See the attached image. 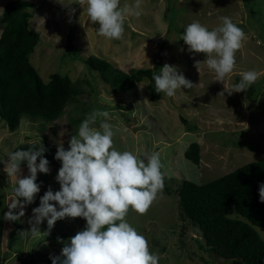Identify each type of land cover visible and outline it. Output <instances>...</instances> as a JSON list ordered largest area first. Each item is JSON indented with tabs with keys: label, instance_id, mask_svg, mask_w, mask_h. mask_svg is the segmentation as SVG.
I'll return each instance as SVG.
<instances>
[{
	"label": "rangeland",
	"instance_id": "374dc122",
	"mask_svg": "<svg viewBox=\"0 0 264 264\" xmlns=\"http://www.w3.org/2000/svg\"><path fill=\"white\" fill-rule=\"evenodd\" d=\"M8 1L0 0V14ZM60 2L37 0L28 8L33 14L29 27L39 37L29 60L44 82L51 73L68 74L80 92L55 120L23 116L17 128L10 131L0 119V264H52L50 255L60 256L64 246L56 238L66 234L61 240L67 242L84 228L83 218H64L57 220L45 236V220L35 236L19 235L30 228L32 209L39 206L44 192L49 187L54 192L59 190L55 176L61 163L54 158L57 144L62 143L67 150L71 135L78 133L80 123L94 110L110 114L108 122L115 131L113 146L118 151L159 153L168 193L162 189L144 215L130 210L126 216L127 222L148 240L150 251L159 255V264H243L239 259H222L207 251L200 231L180 211L176 189L183 180L207 183L238 165L264 158V0H140L138 9L134 7L136 0H120V8L130 11L124 16V33L119 40L97 34L98 25L88 21L86 5L72 0ZM223 16L240 27L245 38L235 53L233 71L222 83L214 81V72L203 63L204 54L189 53L180 36L184 26L193 21L211 30L221 24ZM71 29L72 42L68 35ZM91 55L123 71H159L165 63L175 65L193 86L182 87L173 97L161 93L158 100L151 101L148 79H143L130 91L112 95L111 86L99 73L80 62L79 58ZM197 60L202 61L199 71ZM245 71H255L258 79L246 91L229 95L227 89L239 83ZM183 119L197 128L188 129ZM99 122L100 118L92 126L98 129ZM40 138L47 149L50 171L37 172L40 191L25 206V215L19 221L5 220L15 178L4 172V161L14 147L24 143L39 146ZM191 142L200 145L198 165L183 155ZM20 169L21 177L28 175L26 162H21ZM227 210L229 216H235L231 205ZM255 228L264 237L263 228Z\"/></svg>",
	"mask_w": 264,
	"mask_h": 264
},
{
	"label": "clouds",
	"instance_id": "9594fccd",
	"mask_svg": "<svg viewBox=\"0 0 264 264\" xmlns=\"http://www.w3.org/2000/svg\"><path fill=\"white\" fill-rule=\"evenodd\" d=\"M72 2L87 6L88 21L98 25L99 36L109 40L122 38L124 16L130 9H121L120 0ZM134 7H140V0H136ZM70 12L74 13L75 9ZM134 14L140 15L139 11ZM220 20L221 24L211 30L193 21L184 26L180 39L189 53L204 54L203 63L214 72V81L223 83L235 67V53L241 48L245 33L229 17L223 16ZM201 62L195 61L198 71ZM257 79L255 71L242 72L240 82L231 85L227 92L231 95L246 91ZM153 80L155 92L168 97H173L182 87L190 89L193 86L177 66L168 63L158 74L153 73ZM138 87L143 88L140 84ZM98 118L97 129L92 125ZM109 119L107 111L94 110L80 123L78 133L71 135L67 150L62 143L57 144L54 158L61 163L55 176L59 190L54 192L49 187L44 192L39 206L32 209L28 221L30 228L19 232L21 236H35L41 232L39 225L46 220L47 230L43 233L47 236L57 220L83 218L84 228L67 242L59 236L56 238L64 246L60 256L50 255L52 264H159V255L150 251L148 240L126 220L130 210L144 215L164 187L165 174L161 171L159 153L118 151L113 146L115 131ZM46 151L40 138L39 146L33 143L26 150L18 149L7 155L4 172L15 180L5 220L19 221L25 215V206L32 203L40 191L37 172L47 174L50 171L49 161L43 155ZM21 162H26L28 169V175L23 177ZM259 200L264 202V183L259 185Z\"/></svg>",
	"mask_w": 264,
	"mask_h": 264
},
{
	"label": "trees",
	"instance_id": "16d2710c",
	"mask_svg": "<svg viewBox=\"0 0 264 264\" xmlns=\"http://www.w3.org/2000/svg\"><path fill=\"white\" fill-rule=\"evenodd\" d=\"M33 4L28 0H11L0 14V119L10 131L17 128L23 116L43 120L59 118L66 106L77 100L80 92L68 74L54 72L44 82L30 63L29 55L39 40L38 33L29 27L33 14L28 8ZM73 33L74 29L68 33L71 42ZM70 46L72 49V44ZM79 59L88 70L99 73L102 81L111 86L112 95L130 91L137 83L148 79L146 86L150 100L160 98L161 93L155 92L153 80V73L159 71L150 68L123 71L93 55ZM186 125L191 130L197 128L189 123ZM32 144L18 145L13 152L26 150ZM43 155L47 158L46 152ZM183 155L198 165V142L189 143ZM261 183H264V158L238 165L207 183L182 181L176 189L180 211L200 231L207 251L222 259H239L243 264H264V237L255 228L264 230V202L259 200ZM167 189L163 187L166 193ZM230 205L235 216L228 214ZM61 238H66V234Z\"/></svg>",
	"mask_w": 264,
	"mask_h": 264
},
{
	"label": "crops",
	"instance_id": "0c3cea01",
	"mask_svg": "<svg viewBox=\"0 0 264 264\" xmlns=\"http://www.w3.org/2000/svg\"><path fill=\"white\" fill-rule=\"evenodd\" d=\"M28 1L35 3L37 0H36V1H34V0H28ZM20 253H21V252H20Z\"/></svg>",
	"mask_w": 264,
	"mask_h": 264
}]
</instances>
